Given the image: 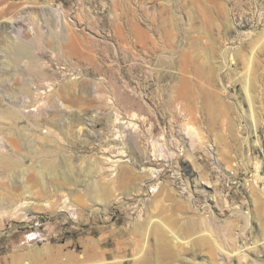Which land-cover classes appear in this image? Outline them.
Returning <instances> with one entry per match:
<instances>
[{
	"label": "rangeland",
	"instance_id": "obj_1",
	"mask_svg": "<svg viewBox=\"0 0 264 264\" xmlns=\"http://www.w3.org/2000/svg\"><path fill=\"white\" fill-rule=\"evenodd\" d=\"M1 9L0 28L12 16L9 35L27 47L9 50L12 57L23 51L60 80L88 78L93 89L86 102L63 107L60 124L48 103L38 121L28 99L14 115L0 91V264H91L93 245L97 261L135 264L119 232L151 217L185 244L173 243L170 259L150 243L147 264H264V0H0ZM70 27L92 44L67 62L55 47ZM141 32L152 48L135 44ZM6 39L0 30V58ZM100 81L133 121L102 105ZM84 121L93 123L87 138ZM63 157L81 179L117 177L127 164L134 178L103 180L102 203L60 190L68 187L60 176L52 179L58 186H42L37 164ZM212 232L229 252L242 243L246 255L207 246L201 240L213 241Z\"/></svg>",
	"mask_w": 264,
	"mask_h": 264
},
{
	"label": "bare ground",
	"instance_id": "obj_2",
	"mask_svg": "<svg viewBox=\"0 0 264 264\" xmlns=\"http://www.w3.org/2000/svg\"><path fill=\"white\" fill-rule=\"evenodd\" d=\"M13 7H15V5L13 3H10L9 9ZM4 11H5L4 9H1L0 14H4ZM7 19H9V21H7L6 23H3L0 28V30H3V32L8 34V37L10 38V39H6L7 48L3 50V53L1 54V58H0V69L5 73V77L0 78V91L3 92V95L8 99V101L11 104H13L14 109L12 113L14 115H17L20 112V109L17 107L19 102L21 100L25 102L26 101L25 99H28L31 105H34L37 107V113L35 115H37L36 118L38 121L43 120V117H44L43 113L46 107L45 105L48 103L50 107L52 106V111L50 112L51 120H53V122L57 124H60L62 120L68 118L66 117V112H65V109L63 108L64 106L67 107L68 104H78L81 102H86V100H88L87 93H90L91 89H93V87H91L93 85L91 83L92 80H89L88 78H83V77L68 78V79L60 80V78L58 77V73L52 72L47 67L43 66V63H41L39 58L35 56H31L27 53L25 54V52H27V49H26L27 47L24 45L23 41L18 40L20 37L16 39V37L9 35L12 33L13 29H16L15 28L16 24H13V22L10 21L12 20V16L7 17ZM10 28H12V30L9 31ZM75 30L76 29H73L70 27L69 28L70 32L68 34L67 32H64L66 33L64 36L65 38L63 40L64 44L62 43L64 46H62V48H60L59 46L55 47L58 49L57 56H59L60 58L64 57L66 61L68 57L72 58L71 56H73L74 53H77V51L82 52L83 51L82 49H85V48L87 49L86 45L88 41H90V43H88L89 45L92 44L91 40L87 41L84 38L86 36L83 37L80 34V32L78 33ZM66 35H68V37H66ZM123 38L125 37H122V39ZM123 42L126 44L124 45L127 46L129 45L130 41L123 39ZM135 44L138 45L140 47V50L143 51L146 48H152L154 41L153 39L146 37V35L143 32H141L138 34V37H136ZM13 49H17V50L26 49V51L25 52L17 51L16 52L17 54H15V56L12 57L9 50H13ZM25 58L27 59L25 60ZM250 63L251 61L249 60L247 64L250 65ZM184 64L181 63L180 71L185 69L186 64L185 65ZM250 77L249 75H246L244 77L245 89H246L247 94L250 93L249 89L251 87V83L253 82ZM15 81L22 82V85L20 86V88L17 89L16 87H14ZM15 88L17 89L18 92L13 91V89ZM112 88L110 89V87L105 85L103 81L96 83V86H95V89L97 90L96 92L98 93V96L100 97V99L103 100L101 102L105 103V104H102V103L101 104L107 106L108 108L114 109L116 111L117 118L121 119V118L127 117L128 119L130 118V121H133L134 116L129 115L127 112L123 110L119 102L120 99H118L120 95L117 94L116 90L115 91L112 90ZM19 93H21V95H19ZM44 94L46 95L44 96ZM248 97L250 98L251 95L249 94ZM77 111L79 112V110ZM85 124H86V127H84V129H86L85 137L87 138L93 135L92 134L93 131H91L93 123L87 121V123L85 122ZM34 126L36 125L34 124ZM37 127L40 129L39 125ZM67 130H68V126H67ZM22 137L25 138V143H29V146L31 144V147L38 148L37 140L33 133L24 132ZM140 161H142V159H140ZM59 165H61L62 169L59 168ZM59 165L58 164L48 165L47 163H44V162L38 163L36 166V171H37V178L40 184L46 187L47 185L51 187L50 184L51 185L55 184L56 186H58L52 179L60 176L63 182L66 185H68L67 188L58 186L60 190L65 189V191H67L69 194H72V195L74 194L73 192H77V193L79 192L78 194H83L87 197V199H91L92 201L97 202V203H102L103 201H105L103 198V194L105 191L103 188V184H101L103 180H107L106 181L107 183L105 184L111 185L113 184L116 178L117 179L121 178L123 179L122 183L124 185H127L128 182H131V180L134 178V174L132 173L133 169L129 164L121 166V172L119 175H116L117 177H111L110 176L111 173L107 171H104L100 174L97 171L99 175L95 176L94 178L85 177L83 179L79 178L81 177L79 174H78V177L73 174L75 172L73 170V164H71L69 159H67L66 157H63V161L62 163H59ZM146 170L150 171L151 168H146ZM56 186L54 187V190L58 191L59 189L56 188ZM29 192L31 191L29 190ZM10 203L8 202V206ZM10 206L12 208V205ZM119 233L122 235V237H126L127 242H130L129 245L133 247L132 251H133L134 260L136 262L135 264H147V258L145 256V252H146V249H148L150 243H154L155 245H157L160 251L164 252L165 256H167L170 259H172L171 246L173 245V243L179 244V245L185 244L181 241L179 236H177V231L170 228L167 222H165L162 219H156L154 217H151L148 220L147 226H144L139 223L133 229L132 228L121 229ZM130 234H134V237L130 236ZM209 235L213 239V241L210 240L213 243L209 241L210 245L207 242L208 238L205 237V238H202L203 240H201L207 243V246L212 247L215 244L216 247L219 248V250L231 256L233 254L239 255L240 257L242 255H246L245 248L242 243L239 244V246L236 248L235 253H233V251L232 252L227 251V248L218 242V239H216L217 236H214L213 232L208 233L207 237H209ZM176 246L178 247V245ZM91 249L92 250L90 252V257L93 259V263L91 264H110L108 262H104V259L101 262L97 261L99 256L101 255V252L97 249L96 245H93ZM123 262H126V261H123ZM25 264H31V263L28 262Z\"/></svg>",
	"mask_w": 264,
	"mask_h": 264
}]
</instances>
